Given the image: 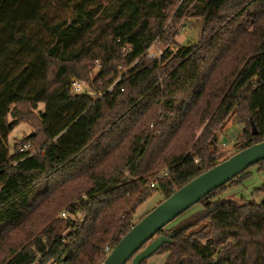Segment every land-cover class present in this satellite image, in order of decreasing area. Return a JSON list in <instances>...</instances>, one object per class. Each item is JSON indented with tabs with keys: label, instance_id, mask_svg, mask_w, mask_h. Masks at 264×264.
<instances>
[{
	"label": "trees",
	"instance_id": "16d2710c",
	"mask_svg": "<svg viewBox=\"0 0 264 264\" xmlns=\"http://www.w3.org/2000/svg\"><path fill=\"white\" fill-rule=\"evenodd\" d=\"M187 18L199 39L173 45ZM157 38L169 46L151 60ZM97 61L93 88L123 61L124 91L74 93ZM263 89L264 0H0V264H103L156 190L166 199L229 157L218 133L233 113L235 152L264 140ZM40 102L43 153L31 137L11 154L18 109ZM247 169L160 231H176L156 251L165 264H264V200L223 195Z\"/></svg>",
	"mask_w": 264,
	"mask_h": 264
},
{
	"label": "rangeland",
	"instance_id": "374dc122",
	"mask_svg": "<svg viewBox=\"0 0 264 264\" xmlns=\"http://www.w3.org/2000/svg\"><path fill=\"white\" fill-rule=\"evenodd\" d=\"M105 2V0H103ZM59 14L63 16H68L71 12L65 9H60ZM67 12V13H66ZM185 26H183L177 36L175 37V43L173 45L178 44H188L196 42L201 34L202 22H200L197 18H187L185 21ZM121 64L118 65L117 74H112L111 77L116 76L114 79H121L123 75L128 70V67L120 61ZM95 66L91 67L89 72V79L87 80V84H92V89L99 87L101 84L100 81H93L96 74L99 71V61L95 62ZM82 80V79H81ZM94 87V88H93ZM95 90V89H94ZM255 103L258 108V115L261 121V125H264V89L260 92L256 98ZM41 111H46V104L44 102H40L37 106H20L18 109L19 120L17 121V125L11 131L8 136L7 144L10 149V153L14 154L16 150H18L19 145L26 140L27 138L34 137L31 141L33 142L32 153H43V148L41 147L42 138L41 137V126L39 114ZM245 127V123L239 124L237 122V114L233 113L228 121L225 124V127H222L219 131V148L221 151L226 152V156L232 155L237 146H235L236 139L239 134L242 133ZM35 133L34 136H31V133ZM264 165V164H263ZM264 186V166L260 163L254 164L247 169V174L244 176L239 182L229 186L224 192V196H231L239 201H254L257 203H261L264 200V191L262 187ZM164 195L160 189L156 190L143 204H141L136 213L135 220L138 221L142 216L147 214L149 211L154 209L161 201H163ZM202 204L196 203L191 206L188 210L174 219L171 223H169L165 228L172 227L174 225H178L184 223V219L188 218L190 215L199 212L202 210ZM189 219V218H188ZM187 220V219H186ZM185 220V221H186ZM182 221V222H181ZM188 221V220H187ZM207 221L200 224L197 227H194L193 230L197 231L202 226H204ZM168 258L167 252H155L147 259V264H165Z\"/></svg>",
	"mask_w": 264,
	"mask_h": 264
},
{
	"label": "water",
	"instance_id": "95a60500",
	"mask_svg": "<svg viewBox=\"0 0 264 264\" xmlns=\"http://www.w3.org/2000/svg\"><path fill=\"white\" fill-rule=\"evenodd\" d=\"M252 126L254 134H257L259 129L254 121ZM262 160H264V140L240 149L193 178L133 225L108 254L103 264H142L165 243L171 242L176 235V231L166 235L160 234L166 225L208 193Z\"/></svg>",
	"mask_w": 264,
	"mask_h": 264
},
{
	"label": "built area",
	"instance_id": "2783aa9c",
	"mask_svg": "<svg viewBox=\"0 0 264 264\" xmlns=\"http://www.w3.org/2000/svg\"><path fill=\"white\" fill-rule=\"evenodd\" d=\"M169 46V44L165 45L161 39L157 38L151 46L148 47V49L145 51V55L151 59V60H161L165 49ZM124 50H126V48H124ZM119 79H114V81L112 83H110L104 90H94L92 89V87L87 84V82L78 79V78H74L72 81V85L71 88L74 91V93H81V92H87L90 93L92 95L101 97L103 94L105 93H114L115 91H117L118 89L120 91H124V87L119 86ZM30 143L25 144L24 146H22L20 148V151H25L30 147ZM167 172H164V174H166ZM153 186L155 185L154 183L152 184ZM62 216L67 218L70 217V215L67 212H63ZM73 218H76L77 216H80V214L76 215H71Z\"/></svg>",
	"mask_w": 264,
	"mask_h": 264
}]
</instances>
